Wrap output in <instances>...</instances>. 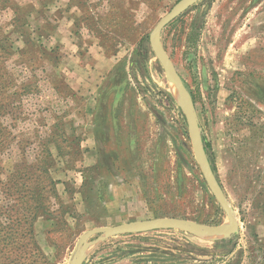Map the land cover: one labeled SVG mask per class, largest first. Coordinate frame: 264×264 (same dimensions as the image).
Segmentation results:
<instances>
[{
  "label": "rangeland",
  "instance_id": "374dc122",
  "mask_svg": "<svg viewBox=\"0 0 264 264\" xmlns=\"http://www.w3.org/2000/svg\"><path fill=\"white\" fill-rule=\"evenodd\" d=\"M177 1L0 0V180L48 166L58 200L33 228L49 264H70L79 236L97 226L227 224L194 159L182 99L149 46ZM160 37L238 232L98 234L82 264H264V0H198ZM85 177L103 199L90 212ZM13 203L0 190V204Z\"/></svg>",
  "mask_w": 264,
  "mask_h": 264
},
{
  "label": "water",
  "instance_id": "95a60500",
  "mask_svg": "<svg viewBox=\"0 0 264 264\" xmlns=\"http://www.w3.org/2000/svg\"><path fill=\"white\" fill-rule=\"evenodd\" d=\"M197 1L198 0H178L169 9V11H167L156 22L154 27L149 32L148 41L156 59L170 78L171 82L176 87L182 99V110L187 124V131L194 159L201 171L207 187L211 191L213 197L216 199L221 209L224 211L227 218V224L214 226L180 217H158L143 220H132L112 226L93 227L85 230L77 239L69 260L70 264L83 263V255L88 245L89 239L92 236L98 234H101L104 237H111L120 234L143 233L154 230L183 229L189 231L207 232L220 238H227L238 232V222L234 215V210L229 204L208 158L194 101L190 92L186 89L181 77L176 71L166 50L164 49L160 37L161 30L168 23L181 15Z\"/></svg>",
  "mask_w": 264,
  "mask_h": 264
},
{
  "label": "trees",
  "instance_id": "16d2710c",
  "mask_svg": "<svg viewBox=\"0 0 264 264\" xmlns=\"http://www.w3.org/2000/svg\"><path fill=\"white\" fill-rule=\"evenodd\" d=\"M118 67L119 65L114 66L109 73L108 82L115 76ZM5 129L6 127L0 124V154L8 147V143L1 137ZM96 168L90 166L85 171H93ZM2 169L1 166L0 174ZM56 183L49 175L48 166L44 167L41 162H38L33 170L4 172V178L0 180V190L14 203L11 207L0 204V264H49L37 243L33 224L38 213H45L51 207L50 197L58 200ZM95 191L92 182H88L85 177L81 196L89 212L102 205L103 199L100 193Z\"/></svg>",
  "mask_w": 264,
  "mask_h": 264
},
{
  "label": "crops",
  "instance_id": "0c3cea01",
  "mask_svg": "<svg viewBox=\"0 0 264 264\" xmlns=\"http://www.w3.org/2000/svg\"><path fill=\"white\" fill-rule=\"evenodd\" d=\"M54 1L56 2L57 0H54ZM61 1H62V0H59V2H61ZM59 2H58V3H59ZM58 7H61V6H60V3H59V5H58ZM56 31H58V30L55 29L54 32H53V34H55ZM109 69H110V68H108V70H109ZM86 161H87V160H86ZM89 162H90V161H88V163H89ZM90 163H91V162H90ZM86 164H87V162H86ZM94 165H95V164H94ZM56 188H57V184H56ZM58 189H59V187H58Z\"/></svg>",
  "mask_w": 264,
  "mask_h": 264
}]
</instances>
